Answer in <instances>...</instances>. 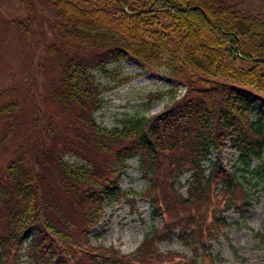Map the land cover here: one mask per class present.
<instances>
[{
	"label": "trees",
	"instance_id": "trees-1",
	"mask_svg": "<svg viewBox=\"0 0 264 264\" xmlns=\"http://www.w3.org/2000/svg\"><path fill=\"white\" fill-rule=\"evenodd\" d=\"M2 1L25 11L11 21L32 46L40 34L42 47L29 102L0 104V264H195L201 254L210 264L203 248L223 226L212 223L215 214L248 204L236 175L251 156L264 186V122L255 110L264 104V0ZM38 14L42 31L33 28ZM129 59L184 90L168 87L156 112L101 124V93L129 80L110 65ZM228 146L242 166L226 165ZM211 150L217 157L205 166ZM133 157L146 179L140 196L160 223L123 253L91 243L89 230L106 203L134 207L137 191L118 181ZM174 233L193 256L159 246Z\"/></svg>",
	"mask_w": 264,
	"mask_h": 264
},
{
	"label": "rangeland",
	"instance_id": "rangeland-1",
	"mask_svg": "<svg viewBox=\"0 0 264 264\" xmlns=\"http://www.w3.org/2000/svg\"><path fill=\"white\" fill-rule=\"evenodd\" d=\"M18 15L26 14L11 1L0 0V104L16 97L23 104L25 101L29 102L27 90L30 89L28 86L36 73L34 58L36 60L42 47L40 34H34L35 45L32 46L30 40L23 36L11 21L12 17ZM42 20V16L38 14L33 22L35 30L40 28L42 31ZM43 26H46V23L43 22ZM116 65L121 73L129 75V80L101 93L102 105L95 112L101 124L112 126L124 116L156 112L166 101L168 95L164 91L168 87L177 85L178 91L184 89L182 82L174 81L163 72L147 70L136 59L124 60L120 64H111L110 67ZM96 76L102 84L107 81L101 72L97 71ZM35 80L45 82L42 77ZM7 87L10 89L2 93ZM156 92L162 95L150 94ZM255 110H261L264 122V104L260 106L255 103ZM237 154L232 147L224 148L222 156L227 166H242ZM216 157L215 150H211L204 165L208 166ZM258 163V159L251 156L247 169L239 170L236 175L249 198L248 204L242 207L233 204L234 206L223 214H215L218 220L212 223L217 226V222H223V226L215 228L216 234L208 239L209 246L203 248L208 249V253L212 255L210 264H264V186L256 172ZM126 164L118 181L120 187L128 193L137 191L134 207L130 208L126 201L106 203L104 215L89 230L91 243L113 245L123 253L132 252L144 234L160 223L159 218L152 216L148 199L140 196L139 191L144 187L146 179L141 176L136 158L127 159ZM189 176V171L179 176V189L182 192L185 191ZM224 197L225 195L220 193L217 201L220 202ZM220 218H223V221ZM158 244L164 250L171 249L186 256H193L190 247H187L176 233L171 239H160ZM205 260L203 254L194 256L195 264H203ZM24 263L23 261L20 264Z\"/></svg>",
	"mask_w": 264,
	"mask_h": 264
}]
</instances>
